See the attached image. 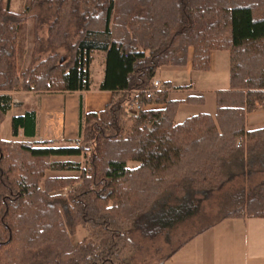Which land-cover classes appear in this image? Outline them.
Masks as SVG:
<instances>
[{"label":"trees","instance_id":"16d2710c","mask_svg":"<svg viewBox=\"0 0 264 264\" xmlns=\"http://www.w3.org/2000/svg\"><path fill=\"white\" fill-rule=\"evenodd\" d=\"M29 14L36 30L49 21L48 36L36 33L20 74L18 31ZM214 50L230 53L229 87L216 91L215 114L177 123L181 103L205 97L170 100L171 82L154 86L158 69L191 60L194 70L208 71ZM97 51L105 54L99 87L114 97L83 117L79 146L1 137L10 92L89 90ZM135 102L145 108L130 113ZM153 103L161 107L147 108ZM261 105L264 0H31L25 13L0 0V264H131L135 253L160 251L155 242L184 222L199 228L172 254L227 218L264 217V127L246 126ZM21 129L36 135L35 111L13 118V135ZM55 156L84 161L53 162ZM130 161L139 165L130 168ZM50 169L80 177L47 178ZM216 194L211 217L206 206ZM79 228L88 234L75 246Z\"/></svg>","mask_w":264,"mask_h":264},{"label":"crops","instance_id":"0c3cea01","mask_svg":"<svg viewBox=\"0 0 264 264\" xmlns=\"http://www.w3.org/2000/svg\"><path fill=\"white\" fill-rule=\"evenodd\" d=\"M102 57L98 79L92 77L93 85L89 90L11 93L10 96L18 100L8 111L11 112V122L15 116L35 111L36 135L27 137L21 129L16 136L6 139L1 137L14 141L49 140L56 146H77L76 143L81 138L83 117L88 113L103 111L114 97L113 91L99 87L105 76V54ZM155 79L173 84L175 88L169 91L170 100H184L189 95H197L204 96L206 101L208 92L216 93L229 87L230 53L226 50L212 51L208 71L194 70L191 60L186 66H162ZM181 92L187 95L184 98H173V95ZM159 107L161 105L154 103L147 105V108ZM185 119L176 122L181 123ZM246 126L248 130L264 127V105L247 115ZM52 161L83 163L84 160L82 156H55ZM46 177L75 180L80 177V172L50 169L47 170ZM86 236L87 234L82 238L76 237L75 245ZM196 252L195 256H184L182 264H264V217H234L217 223L198 236ZM172 259L168 264H175Z\"/></svg>","mask_w":264,"mask_h":264},{"label":"rangeland","instance_id":"374dc122","mask_svg":"<svg viewBox=\"0 0 264 264\" xmlns=\"http://www.w3.org/2000/svg\"><path fill=\"white\" fill-rule=\"evenodd\" d=\"M9 7L12 11L17 13H25L27 10V7L30 4L31 0H7ZM32 13H35L33 11ZM37 14L41 15V11L38 10ZM27 19L21 23L19 26L18 31V43H17V59H18V70L19 73H23L30 65L31 60L33 58V52L35 47V36L38 32V35L41 36L44 40H46L48 36V25L49 21L43 22V20L40 21L38 30H36V21L34 16L27 15ZM38 26V25H37ZM101 39H104V36L101 37ZM63 62H66L69 59V53L67 51V48H59L58 49ZM50 51L42 52L40 55L41 59H45ZM103 52H94L93 53V62L91 65V72L94 73L92 77L95 79H98V73L101 70V64L103 60ZM18 91H25V90H14L10 92V94L17 93ZM33 91V90H30ZM38 92V91H35ZM187 95L185 92H181L179 94L173 95V98H184ZM216 98L214 92H208L206 95V101L202 104L199 103H181L178 113L176 115V120L181 121L185 119L186 117L190 115H195L199 113H215L216 110ZM130 113H137L134 111H129ZM12 122H11V112H9L2 125H1V136L3 138H11L12 137ZM82 141V138L80 140V143ZM84 160V159H83ZM139 163L137 161H130L128 163V166L130 168L137 167ZM60 170V169H59ZM66 171V170H65ZM240 183V180H237L235 183ZM72 185H74V182H72ZM69 188H64L61 193L68 192ZM208 205V204H207ZM207 210L210 212L211 217H216L217 213V194L215 195L214 199L211 200L210 205L206 206ZM220 223V222H219ZM199 228L198 224L193 225L190 221L184 222L180 224L178 227L175 228V230L171 231L170 236L168 235V241L167 238H162L159 242H155L156 246H160V251H156L155 249L151 250L150 255L145 253H135L131 257V264H159L161 261L165 260V264H168L171 258L174 260L175 264H182V259L184 256H195L197 254V238L201 234L195 236L191 240H189L181 249H179L177 252H174L172 254L171 251L173 248L176 249L178 245L187 237H189L191 234H193L196 229ZM88 234V232L84 228H79L78 233L72 237V242L77 238H82L84 235ZM77 240V239H76ZM74 241V245L75 242ZM77 245V244H76ZM75 245V246H76ZM172 254V256L167 259L166 256ZM167 260H166V259Z\"/></svg>","mask_w":264,"mask_h":264},{"label":"built area","instance_id":"2783aa9c","mask_svg":"<svg viewBox=\"0 0 264 264\" xmlns=\"http://www.w3.org/2000/svg\"><path fill=\"white\" fill-rule=\"evenodd\" d=\"M154 86H155V88H156L157 90H159V89H161V88L163 87V83L160 82L159 80H156V79H155V80H154ZM146 97H147L148 99L154 98V92H151V91H150V92H147ZM15 102H18V100L15 99V98H12L11 105H13ZM144 108H145V107H144L143 105H141L140 103H138V102H135V103H133V104L130 106V110H131V111H134V112H140V111H142ZM80 140H81V138L77 141V143H76L77 146L80 145ZM240 142H241V141H240ZM240 142H239V144H240Z\"/></svg>","mask_w":264,"mask_h":264},{"label":"bare ground","instance_id":"6f19581e","mask_svg":"<svg viewBox=\"0 0 264 264\" xmlns=\"http://www.w3.org/2000/svg\"><path fill=\"white\" fill-rule=\"evenodd\" d=\"M239 141H242V139H241V140H239Z\"/></svg>","mask_w":264,"mask_h":264}]
</instances>
